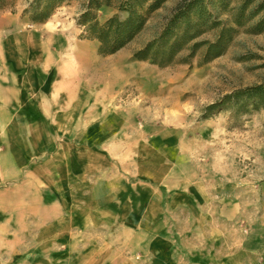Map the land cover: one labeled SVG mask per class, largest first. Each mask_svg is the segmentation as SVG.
<instances>
[{"label":"rangeland","instance_id":"obj_1","mask_svg":"<svg viewBox=\"0 0 264 264\" xmlns=\"http://www.w3.org/2000/svg\"><path fill=\"white\" fill-rule=\"evenodd\" d=\"M84 1L63 4L45 24L21 17L22 0L0 11V51L11 35L41 34L61 53L65 74L71 64L78 70L76 130L96 148L67 226L31 225L14 264H264V110L260 97H247L264 86V0H213L207 9L217 24L234 29L223 53L204 63L205 46L193 56L187 49L166 67L132 52L187 0H167L109 56L79 37ZM116 4L97 11L100 24L126 18Z\"/></svg>","mask_w":264,"mask_h":264},{"label":"crops","instance_id":"obj_2","mask_svg":"<svg viewBox=\"0 0 264 264\" xmlns=\"http://www.w3.org/2000/svg\"><path fill=\"white\" fill-rule=\"evenodd\" d=\"M48 42L15 34L0 51V264L18 261L36 222L67 226L68 205L83 201L81 183L95 170L96 148L85 147L76 130L84 107L79 72L71 64L65 74L61 53ZM74 211L77 226L82 214Z\"/></svg>","mask_w":264,"mask_h":264},{"label":"trees","instance_id":"obj_3","mask_svg":"<svg viewBox=\"0 0 264 264\" xmlns=\"http://www.w3.org/2000/svg\"><path fill=\"white\" fill-rule=\"evenodd\" d=\"M15 0H0V11L13 7ZM25 3L21 17L32 24H45L65 3L73 0H22ZM116 1V10L127 14L124 20L116 15L100 24L96 19L97 11L110 7ZM167 0H85L76 25L81 30L80 39L96 41L98 54L113 55L130 45L144 29L149 17L160 9ZM220 5L225 0H217ZM214 2V4H217ZM213 0H187L181 3L175 13L166 21L162 30L150 41L132 52L136 61H151L159 67L175 62L185 50L194 55L200 46L206 47L204 63L220 56L231 36L233 28H225L217 21L207 7ZM196 16V17H195ZM195 19V20H194ZM264 23V18L260 21ZM238 25V24H237ZM219 28L213 42H193L206 31ZM263 28H260L262 30ZM264 86L257 85L247 90L248 98L260 97L258 107L264 110Z\"/></svg>","mask_w":264,"mask_h":264}]
</instances>
